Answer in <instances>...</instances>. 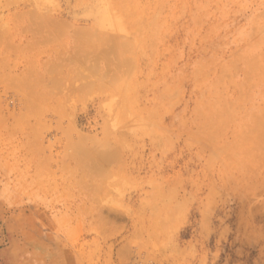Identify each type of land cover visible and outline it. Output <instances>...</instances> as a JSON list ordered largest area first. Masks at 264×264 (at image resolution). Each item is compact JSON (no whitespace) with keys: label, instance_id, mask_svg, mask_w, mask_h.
<instances>
[{"label":"rangeland","instance_id":"1","mask_svg":"<svg viewBox=\"0 0 264 264\" xmlns=\"http://www.w3.org/2000/svg\"><path fill=\"white\" fill-rule=\"evenodd\" d=\"M0 264H264V0H0Z\"/></svg>","mask_w":264,"mask_h":264},{"label":"bare ground","instance_id":"2","mask_svg":"<svg viewBox=\"0 0 264 264\" xmlns=\"http://www.w3.org/2000/svg\"><path fill=\"white\" fill-rule=\"evenodd\" d=\"M106 155V154H105Z\"/></svg>","mask_w":264,"mask_h":264}]
</instances>
